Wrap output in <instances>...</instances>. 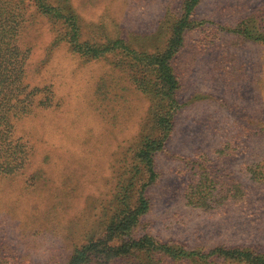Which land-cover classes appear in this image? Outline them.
<instances>
[{
    "label": "rangeland",
    "instance_id": "obj_1",
    "mask_svg": "<svg viewBox=\"0 0 264 264\" xmlns=\"http://www.w3.org/2000/svg\"><path fill=\"white\" fill-rule=\"evenodd\" d=\"M179 2L72 0L83 36L98 40L155 35ZM22 7V84L42 88L35 104L41 96L50 100L10 115L14 173H0V257L68 264L75 246L102 231L99 214L114 203L119 176L136 173L134 154L145 136H154L156 104L138 88L152 75L113 53L83 59L54 42L58 27L36 5L26 0ZM196 16L174 65L182 107L154 156L158 176L145 190L150 207L132 235L201 253L165 264H246L210 255L241 247L264 256V41L234 31L246 17L264 22V0H202ZM163 39L139 42L149 47ZM139 174L133 196L144 185ZM205 174L210 204L195 206L187 194Z\"/></svg>",
    "mask_w": 264,
    "mask_h": 264
},
{
    "label": "trees",
    "instance_id": "obj_2",
    "mask_svg": "<svg viewBox=\"0 0 264 264\" xmlns=\"http://www.w3.org/2000/svg\"><path fill=\"white\" fill-rule=\"evenodd\" d=\"M24 1L26 0H0V147L6 152L4 158H0L2 174L14 173V168L9 169L12 155L7 154L8 149L14 147V141L10 140L9 134L13 127L10 115L16 117L20 114H28L33 112L34 105L36 107L39 104L46 105L50 100L48 96H41L35 104L36 97L43 91L42 88H29L28 85L22 84L27 52L21 48L18 41L26 21L23 20ZM28 1L49 18L53 23V30L58 27L54 39L56 44L67 43L74 53L87 61L99 60L106 54L113 53L124 57L131 67L141 68V71H147L152 75L148 83L143 80L138 88L150 93L156 104L154 136H145L134 154L133 159L137 161L136 173L127 176L128 172L124 171L119 176L114 203L109 200L99 214L100 224H104L102 231L86 244L75 246L68 255V264H165L182 256V259L201 256L200 252L186 251L180 245L164 243L148 235L134 236L132 233L150 207L145 190L147 185L158 176L153 162L154 156L164 147L166 138L173 131L174 117L182 107L178 95L181 86L180 77L174 65L186 44L190 29L198 21L196 14L202 0H180L177 9H167L162 26L155 35L133 34L125 37L120 33L106 34L101 40L97 37L88 39L83 36L82 19L76 13L72 0ZM238 22L234 31L239 36L264 41V22L252 17L243 18ZM161 36L164 38L163 41L153 44L157 46L148 47L139 42L140 38L150 39ZM21 94L23 96L20 98ZM15 156L14 161H16ZM141 171L144 173V185L140 184L133 196V186L138 182L137 178L140 177ZM209 182L210 177L205 174L196 187L188 192L189 203L209 207L207 206L210 204L209 199L205 196L206 189L210 188ZM210 256H215V260L227 259L239 263L245 261L246 264H264L263 254L247 251L241 247L234 249L219 247ZM0 264H10V260L0 257Z\"/></svg>",
    "mask_w": 264,
    "mask_h": 264
}]
</instances>
